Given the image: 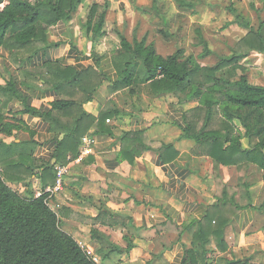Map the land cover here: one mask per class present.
Segmentation results:
<instances>
[{
    "label": "crops",
    "instance_id": "crops-1",
    "mask_svg": "<svg viewBox=\"0 0 264 264\" xmlns=\"http://www.w3.org/2000/svg\"><path fill=\"white\" fill-rule=\"evenodd\" d=\"M88 1L83 0L81 7ZM110 2L117 9L127 7L124 0ZM79 12L51 25L46 33L50 46L31 59L0 47V127L11 125L10 133L0 130V141L30 142L25 146L32 158L54 163L55 141L63 134L43 114L62 95L44 81L43 77L51 78L44 63L76 69L91 66L106 79L82 110L94 118L104 110L116 113L101 124L103 132L96 133V125L88 128L94 153L71 165L64 189L56 197L60 220L85 229L84 220L96 218L95 228L110 241L121 247L131 242L128 253H111L102 264H180L185 249H192L197 264H264L260 185L250 182L241 170L243 164H216L193 139L180 138L185 117L196 102L179 101L171 93L154 95L145 88L110 91L117 75L107 61L90 56L93 44ZM26 108L37 113L24 112ZM126 134L130 136L125 138ZM131 137L147 148L133 157L122 150ZM257 141L242 138V148ZM30 180L35 194L40 181L34 176ZM24 182L16 184L30 191ZM200 225L207 231L203 246L202 240L194 239ZM69 235L88 238L77 232Z\"/></svg>",
    "mask_w": 264,
    "mask_h": 264
},
{
    "label": "trees",
    "instance_id": "trees-1",
    "mask_svg": "<svg viewBox=\"0 0 264 264\" xmlns=\"http://www.w3.org/2000/svg\"><path fill=\"white\" fill-rule=\"evenodd\" d=\"M81 1L0 0V5L3 4L0 7V47L13 50L15 56L21 54L31 59L39 49L50 46L46 36L48 28L60 20L70 19ZM107 8L108 1L100 6L94 3L90 8L89 16L98 14V17L95 23L91 19L86 21L85 29L94 42L102 34ZM263 25L261 22L253 29L243 24L249 31L242 38L241 46L264 53V37L260 32ZM200 40L205 45L201 36ZM120 48L122 51L111 62L117 80L110 91L145 88L154 95L171 93L179 101L196 102L197 106L185 117L180 138L193 139L216 164L252 163L264 171V86L249 83L243 73L233 81L218 77L224 71L232 75L231 70L245 53L221 57L214 66H202L192 56L183 59L180 49L166 57L159 55L151 44H146L145 37L129 42L120 35ZM207 54L208 51L204 55ZM44 68L51 75L48 79L43 77L44 81L62 97L51 102V109L43 117L63 135L55 141L51 157L54 163L32 158L25 146L30 142L5 144L0 141V264H94L75 239L59 227L62 211L51 209L44 202L45 194L22 197L9 187V183H22L33 176L39 179L41 190L52 185L55 165L65 164L68 157H76L81 139L89 135L88 128L96 125L95 132H103L101 124L116 113L104 110L94 118L82 110V104L92 99V94L106 79L103 73L91 66L76 69L58 62L44 63ZM215 107L219 110L220 126L211 128ZM27 111L37 113L24 109ZM64 117L72 120H61ZM9 127L11 125L6 124L0 130L10 133ZM251 137H256L257 143L252 149L242 148L241 139ZM136 139L131 137L130 143L122 149L132 157L141 152L140 148L147 149L136 144ZM205 220L211 222L208 216ZM199 228L194 239L202 240L203 246L207 231L202 225ZM91 232L92 237L106 243L105 247L95 249L102 260L111 253H128L133 248L129 241L121 247L105 235L95 230ZM180 264H197L192 249H185Z\"/></svg>",
    "mask_w": 264,
    "mask_h": 264
},
{
    "label": "rangeland",
    "instance_id": "rangeland-1",
    "mask_svg": "<svg viewBox=\"0 0 264 264\" xmlns=\"http://www.w3.org/2000/svg\"><path fill=\"white\" fill-rule=\"evenodd\" d=\"M104 1H108V8L102 34L95 42L90 39L93 44L90 56L98 58L99 62L103 60L111 64L112 59L122 51L120 35L129 42L134 38L140 40L145 37L146 44H151L159 55L166 57L180 49L183 51V59L192 56L202 66H214L221 57L245 53L231 70L232 75L228 76L227 71H224L218 74V77L233 81L243 73L249 83L264 86V53L249 50L240 44L249 31L243 24L257 29L259 24L264 22V0H124L127 7L121 9L114 8L110 0H89L82 8V0L74 14L81 8L79 15L84 21V28L86 21L91 19L95 23L98 17V14L89 16L91 6L94 3L103 5ZM260 32L264 37V25ZM200 36L205 40V45L202 44ZM206 51L209 54L204 55ZM215 110L211 128L220 126L219 110L217 107ZM248 147L246 149H252ZM241 170L248 173L250 182L255 181L260 185L258 203L264 211V171L252 163L243 165ZM25 182L28 188L30 186V191L26 190L24 185L9 184V187L20 196L29 197L33 189L32 181L29 179ZM57 195L48 202L55 210L60 208ZM84 221L87 224L85 229L84 227L78 229L73 224L61 220L59 227L67 234L77 232L81 236L88 235V238L83 240L88 242L93 250L105 247L104 241L91 236V230H95L110 240V236L95 228L97 219L90 218Z\"/></svg>",
    "mask_w": 264,
    "mask_h": 264
},
{
    "label": "built area",
    "instance_id": "built-area-1",
    "mask_svg": "<svg viewBox=\"0 0 264 264\" xmlns=\"http://www.w3.org/2000/svg\"><path fill=\"white\" fill-rule=\"evenodd\" d=\"M3 4L0 5L2 7ZM106 123L109 122L108 119L105 120ZM94 137L92 135H86L81 139V144L79 146V152L78 155L74 158L68 157L67 162L65 164H56L55 165V178L52 185H48L43 190L38 189L35 191L34 196L38 197L42 194H45L44 202L53 209L54 207L50 206L48 202L52 199L54 196H56L58 193H60L63 190V187L65 185L66 177L69 175L70 167L72 164H80L83 162L84 158L88 155L93 154V146H94ZM55 210V209H53ZM78 247L91 259V261L94 264H102V259L100 256L96 253L95 250H93L83 239H75Z\"/></svg>",
    "mask_w": 264,
    "mask_h": 264
},
{
    "label": "water",
    "instance_id": "water-1",
    "mask_svg": "<svg viewBox=\"0 0 264 264\" xmlns=\"http://www.w3.org/2000/svg\"><path fill=\"white\" fill-rule=\"evenodd\" d=\"M53 162H54V160H53Z\"/></svg>",
    "mask_w": 264,
    "mask_h": 264
}]
</instances>
